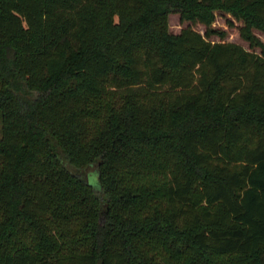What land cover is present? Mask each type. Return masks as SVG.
<instances>
[{"label":"trees","instance_id":"16d2710c","mask_svg":"<svg viewBox=\"0 0 264 264\" xmlns=\"http://www.w3.org/2000/svg\"><path fill=\"white\" fill-rule=\"evenodd\" d=\"M214 11L260 47L264 0H0V264H264V56Z\"/></svg>","mask_w":264,"mask_h":264},{"label":"rangeland","instance_id":"374dc122","mask_svg":"<svg viewBox=\"0 0 264 264\" xmlns=\"http://www.w3.org/2000/svg\"><path fill=\"white\" fill-rule=\"evenodd\" d=\"M167 24H168V30L172 34H178L182 29L190 27L195 32L199 33L200 35H204L205 27L196 24L192 25L189 22L181 21L179 14L172 13L168 15L167 17ZM243 26L242 21L235 19L232 15L229 13L223 12V11H214L213 12V21L210 24L209 28L210 30L214 31L215 34H213L208 40L210 42H224V43H233L241 48H243L245 51H248L250 53L263 55L264 56V34L258 29H252L251 34L252 36L257 40V42L260 44V47L251 44L244 38L240 36V28ZM218 33L224 34V39L221 41V39L216 35ZM72 173H75L72 168H70L66 163L64 164ZM96 165H91L82 171H80V174L83 176L84 179L88 181L90 185H92L94 188H98V181L96 178Z\"/></svg>","mask_w":264,"mask_h":264},{"label":"water","instance_id":"95a60500","mask_svg":"<svg viewBox=\"0 0 264 264\" xmlns=\"http://www.w3.org/2000/svg\"><path fill=\"white\" fill-rule=\"evenodd\" d=\"M95 175H96V178H98V173H97V172H96V174H95ZM86 181H87V180H86ZM87 183H88V181H87ZM88 184H89V183H88Z\"/></svg>","mask_w":264,"mask_h":264}]
</instances>
